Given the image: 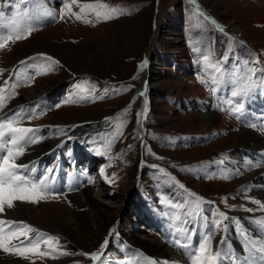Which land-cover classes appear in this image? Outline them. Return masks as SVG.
<instances>
[{
	"label": "rangeland",
	"instance_id": "rangeland-1",
	"mask_svg": "<svg viewBox=\"0 0 264 264\" xmlns=\"http://www.w3.org/2000/svg\"><path fill=\"white\" fill-rule=\"evenodd\" d=\"M44 1L56 18L63 16L64 19L52 25L53 19H46L50 15H42V21L45 19L42 24L50 27L42 28L26 40L9 43L10 46L0 52V70L7 75L18 61L36 54L51 56L59 63H51L42 57L38 65L44 66V74L38 71L33 86L22 88V94L15 101L30 89L42 86L49 87L50 91L66 88L69 101L76 91L74 86L69 88V85L81 73L87 74L77 78L76 82L85 84L86 81L85 86L89 89L93 78L120 81L119 84L128 85L125 92L114 98L113 93L97 97L99 94L92 92L88 97L96 99L90 103L86 101L85 104L67 105L62 101L56 104V109L45 114H48L47 127L58 123V128L65 131V135L73 136H76V131H83L79 136L89 132L92 140L102 142L99 147L102 146L105 151L104 145L111 141L112 146L108 151L114 150L111 152L113 155L118 150L121 153L118 152L114 158H122L117 159L120 161L110 171L107 170V165L99 164L100 169H104L103 174L100 171L99 187H87L90 188L95 203L79 206L70 199V195L68 203L65 200L47 204L16 202L10 209L11 215L17 220H27L48 231H52L51 225L56 223L82 241L75 251L66 238L55 232L57 236H61L59 248L71 253L57 258L49 256L47 259L52 264H85L88 262L87 256L79 253H97L98 244L111 238V233L119 229L121 236L118 232L114 235V242L110 241L107 247L110 251L97 264H108L110 260L117 264L126 262V257L121 259L116 253H123L119 249L123 243L133 248L128 250V257L132 256L135 261L144 264H159L152 258V252L138 241L144 239V236L158 237L160 241L163 233L158 224L150 227L143 220L137 221L141 215L140 212L135 213L136 217L134 215V211L140 206L136 205L137 201L141 202L143 208L148 209L151 205L163 210L162 216L170 225L183 224L187 218L186 223L189 216H192L189 213H197L195 218L201 221L193 216L191 219L196 220L200 226H207V214L212 216L211 221L214 222L219 219V213H225L228 220L223 221V224L229 226L227 230L233 238L237 239L242 236L241 233H245L243 222L248 224L246 228L249 232H253L257 245L264 244V232L260 229L264 225L256 222L261 219L259 217L264 209L250 202L255 200V184L259 183L260 189L264 187V177L257 172L264 162V144L245 146L241 151L239 146L236 148L237 139L234 137L242 128L254 131L252 133L264 139V108L260 107L262 113L246 116L248 109L244 106L239 114L238 127L234 121L236 116L231 114L233 120L227 109L230 106L228 101L233 99L230 88L237 85H214L212 76L219 78L220 74L210 68L217 53L226 50L231 55L223 69L226 70L225 81L229 79L228 72H234L239 80L238 86L255 84L257 74L253 58H258L260 53V60L264 65V0H77L71 11L81 14V20L66 14L68 9L65 5L70 0ZM11 2L18 7L29 5L35 14L41 13L36 9L39 4L34 0ZM84 4H104L125 14L118 17L113 14L112 18L101 21L96 19L94 12L82 14L81 7ZM0 12L4 13L5 21L7 14L1 5ZM84 20H90L91 23H84ZM155 20L158 21L159 28L154 38ZM30 21L27 18L26 23ZM20 56L23 57L17 60ZM203 57L208 59L204 60ZM36 60L37 58H33L31 62ZM199 66L201 69L194 72ZM257 69L263 73L260 65ZM2 73L0 72V77L3 76ZM241 74H250L251 78L240 80ZM66 80L70 82L65 83ZM202 80L205 83H201ZM213 88L217 90L213 91ZM262 92L264 93V82ZM165 94L173 97L180 105L187 102L190 110L176 111L173 109L174 104L164 99ZM15 101L10 104L11 107L17 106ZM246 101L244 97L243 102ZM208 104L216 112L205 113L203 110ZM47 107L49 103L45 102L43 108ZM210 113L217 114V120L206 121L205 115ZM109 116L112 121H116L106 122ZM122 117H125L123 122ZM253 124L256 127L250 126ZM149 131H153L152 135L158 137V140H147ZM52 136L54 143L58 134H51L49 131L48 137ZM41 141L46 142L43 139ZM146 141L148 150L144 148ZM54 145L56 144H52ZM247 149L251 150L243 154V150ZM233 152L241 160L244 155L247 163L253 157H257L258 161H252L255 166L252 163L243 171L239 168L240 162L235 163L237 171L234 174L231 170L232 160L237 159ZM249 155L253 157L249 159ZM160 165L165 167V171ZM107 172L112 174L105 175ZM108 175L111 178L106 181L105 176ZM226 175L233 178L223 179ZM148 177H153L154 180L149 181ZM65 180L70 182L66 177ZM249 181L255 182L248 186ZM140 183H145V194L142 193ZM244 193H248V196ZM142 194L145 198L150 196L154 203L143 200ZM177 205L179 207H175ZM215 208L219 213L216 214ZM177 215L180 216V221H175ZM236 220L238 223L233 222ZM96 224L101 225L99 236H94ZM206 226L205 231H209L210 227L207 229ZM216 236L217 234L213 238V245ZM229 243L234 247L232 241ZM250 245L245 240V248L248 249ZM14 256L0 251V263L33 264L31 257L21 261ZM258 257H264V254ZM35 264L46 263L36 261Z\"/></svg>",
	"mask_w": 264,
	"mask_h": 264
},
{
	"label": "snow or ice",
	"instance_id": "snow-or-ice-1",
	"mask_svg": "<svg viewBox=\"0 0 264 264\" xmlns=\"http://www.w3.org/2000/svg\"><path fill=\"white\" fill-rule=\"evenodd\" d=\"M22 2V0H21ZM77 3V0H70L65 7L68 9L66 13L69 16H75L77 20L82 19L81 14H76L71 11L72 6ZM102 10V11H101ZM27 12V10H25ZM95 13L96 19L101 21H106L113 17L115 14L117 17L119 15L125 14L122 11H117L114 8H109L104 4H84L81 7L82 14ZM4 13L0 12V49L7 48L9 42L19 41L21 39L27 38L32 31L35 30V25H29L26 27H21L15 21L8 27L7 31L4 30L5 22L3 20ZM84 23H91L90 20H84ZM43 59L54 64H58L51 56H43ZM207 60L208 57H203ZM23 63V62H22ZM215 72L219 73V78L216 75L212 76V83L214 85H237L230 88V96L234 99L229 100L228 111L230 114L235 115L237 119L240 118V113L244 109L243 98L250 93L253 87H258V85L245 84L244 86H238L239 80L236 78V73L228 72L229 79L225 81V71H222L219 65H213ZM250 74H241L240 80L250 79ZM7 84L8 82L5 81ZM87 82L85 81V84ZM201 83H205L203 80ZM17 85L14 83L12 85V91L5 96L4 88H0V109L6 106L8 100L15 95V87ZM76 92L74 95L78 96L80 99H86L92 92L95 91V87L90 89L84 84L77 83L75 85ZM216 91V88L212 89ZM239 97V99H235ZM69 102H72L71 99ZM35 113H25L23 109H19L16 112H10L5 114L4 117H0V217L6 212V209H12L16 202H23L28 204H37L41 201H47L51 196L56 198L60 193L56 192L54 185L56 182V175L52 168L45 169L44 173L39 177H35L33 173L35 172V162H21L17 163L22 157L25 156V150L31 145L38 143L42 137L37 135L41 129L23 127L20 126L23 121L31 120L36 117ZM251 127H256L255 124L250 125ZM111 141L104 145L106 151L111 148ZM97 155H105L106 152H101L99 147L95 149ZM101 174L104 173L102 168ZM163 171V170H162ZM69 178L71 173L66 174ZM165 175H168L165 173ZM51 177V179H50ZM223 179H231L230 175L222 177ZM105 179L107 177L105 176ZM183 187V185H181ZM190 195H196L191 194ZM251 203L259 205L261 209H264V203L259 200H251ZM175 207H179L178 205ZM247 211H252V209H246ZM194 218L197 213H189ZM219 219L210 224V230L205 233V235L197 241L195 244L192 242V236L196 231V226L193 224L191 229H187L184 226H174V233H182L183 235H175L174 243L175 246L184 250V255L187 256L190 264H218L221 258V246L222 241L217 243L216 250H213V238L216 234L227 231V225L223 224V221L228 220V216L225 213L218 214ZM175 221H180V216H175ZM238 223V220L233 221ZM258 224L264 225V219L256 221ZM35 233V236L30 234ZM245 237L247 242V233H241ZM18 241V243H14ZM108 243L105 240L102 243V247L106 246ZM42 245L45 246L42 250ZM59 247V237L50 236L45 232H42L25 222H17L11 219L0 218V251L5 253L13 254L24 259H29L30 256L45 257L50 256L51 258H57V256H67V252H58ZM256 248L259 253H264V244L257 246L256 243H252L248 247V251L252 252V249ZM81 255L88 256L93 261H99L101 259V253H79ZM224 257L228 259L234 258V252L225 247L223 252ZM264 259V257H261ZM33 264L35 262L33 261ZM242 264H247V261L242 262ZM256 264V262H254Z\"/></svg>",
	"mask_w": 264,
	"mask_h": 264
},
{
	"label": "bare ground",
	"instance_id": "bare-ground-1",
	"mask_svg": "<svg viewBox=\"0 0 264 264\" xmlns=\"http://www.w3.org/2000/svg\"><path fill=\"white\" fill-rule=\"evenodd\" d=\"M155 22H156V27H155V30H154V38H155V36H156V34L158 32V28H159V27H157V25L159 24L158 21L155 20ZM22 57L23 56L18 57L17 60L21 59ZM46 92H50V88L49 87L47 88L45 86H42L40 88H32V89L29 90V92L26 95L20 97L18 101H15L14 104L22 106V105H24L23 103H25V102H26L25 104L29 103L30 101L34 102L33 99H36V97L38 95L46 93ZM28 112H30V111H28ZM217 117H218V115L214 114V113H210V114L205 115L206 121L208 120L210 122H213V121L217 120ZM72 123H74V122H72ZM22 126L23 127H27L25 124H23ZM31 128H33V127H31ZM240 130H242V131L234 136L237 139L236 148L238 146H239V149H241V148H243L245 146H253L254 144H256V145L257 144H259V145L264 144V139L263 138H260L259 136H257L256 134H254L252 132L245 131L242 128ZM50 147H52L51 143L43 142V141L40 140L38 143H36L34 145H31L29 147V150H28L27 154H26L27 156L22 157L19 161H22V162H24V160L25 161H31L37 155H39L40 153H42L43 151L47 150ZM95 154H96L95 151H93L94 158H92V159L93 160H99L98 156H96ZM248 157L250 159L253 156L249 155ZM65 159H66V155L64 153H60L59 159H53L52 160V164L55 165V163H56V165L59 167L60 161H63ZM113 159L115 161L116 159H121V157H117V158H113ZM254 160H256V162H257L258 158L257 157H253L252 161H254ZM113 164L110 167H112ZM259 171L257 170V172L260 174V176L264 177V162H263L262 166L260 165ZM65 177L68 178L70 180V182H73V178L72 177H70V178L68 176H65ZM108 178L110 179L111 176L108 175ZM262 184H263V182H262ZM255 186H256L255 189L257 191H255L254 199L255 200H260L261 203H264V187L262 189H260V187H258L259 183L257 185L255 184ZM70 199L73 200L75 203H77L79 206L80 205H84V204L88 205V204H91L92 202L95 203L94 197L91 195L90 188H84L82 191L80 190L79 193L78 192L74 193V195H72L70 197ZM19 206H18V208H20ZM24 211L27 214V211L26 210H24ZM140 214L141 215L138 217V219L140 217H142V212H140ZM0 218L14 220L13 219L14 217L10 213V209H6V212L3 215V217H0ZM259 218L264 219V212H263V214H261V216ZM159 220L161 221L160 218H159ZM189 221H190V223H187L185 228L190 230L191 226L193 224H195L196 232L192 236V242H193V244H195L197 241H199L205 235V231L202 229L204 226H199L197 224V222L195 220H193V219H189ZM254 221H256V220H254ZM100 226L101 225H99V224H96L94 226L95 227L94 228L95 229L94 230V232H95L94 236H99V234H100ZM244 226H245L244 227L245 232L247 233V237H248L247 242L249 244L250 243L251 244L252 243L258 244V242L256 240V237L253 236L254 235L253 232H249V229L246 228V227H248V224H246ZM51 229H52V231L56 232L57 234H60L64 238H66L68 240V242L71 243V245L73 246L75 251L79 249V246L82 243V241L80 239H78L77 237L73 236V234H70V233L66 232L64 229L59 227L58 224H56V223L51 225ZM161 229H162V232H164V234L169 232L170 234H173L174 236L175 235H180V236L183 235L182 233H174V232H172L171 229L170 230L166 229L164 223L162 224ZM260 229H261L262 232H264V228H260ZM224 232H228V230L224 231ZM224 232H221L220 234L218 233L217 236H216V241H215L216 246H217L218 242L222 241V245L223 246H221V248H220L222 255H223L224 249L226 247L227 249H229V250L234 252V258L229 259V260L234 261L236 264H242V262H244V261H247V262H251L252 261V262H256L258 264H264V259H261V258L258 257V255H262L264 253H259L256 250V248H253L252 252H249L248 249L245 248V237L243 235H242L243 237H242V241L241 242H244V243L240 244V241H236L235 238H233L231 234H226V239L227 240H223L221 236H222V234ZM143 238L144 239H139L140 240V241H138L139 244L141 246L143 245L144 248L145 247L148 248V250H150L152 252L153 256H155V257L152 256V258L155 259L157 262H159V264L160 263L162 264V262L165 261V260L168 262V264H190V261L188 260L187 256L184 255V250L181 249V248H178L177 246H175L174 243L166 242V240H161V239H160V241H161L160 242L158 240V237L156 238V237H152V236H144ZM230 241L233 242L234 247L232 245H230V243H229ZM167 245H169V246H167ZM223 257H224V255H223ZM182 260H183V263H182ZM169 261H171V262H169ZM222 261H223V259L221 258L220 262H222ZM7 264H16V262H9Z\"/></svg>",
	"mask_w": 264,
	"mask_h": 264
}]
</instances>
